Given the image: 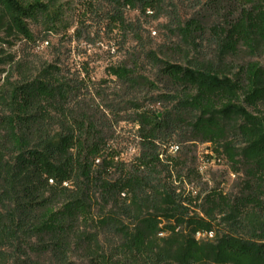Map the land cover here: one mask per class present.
I'll use <instances>...</instances> for the list:
<instances>
[{
    "label": "trees",
    "instance_id": "trees-1",
    "mask_svg": "<svg viewBox=\"0 0 264 264\" xmlns=\"http://www.w3.org/2000/svg\"><path fill=\"white\" fill-rule=\"evenodd\" d=\"M197 5L0 0V264H264V0ZM160 19L176 41L147 49ZM31 24L68 51L18 59ZM205 145L235 193L204 181Z\"/></svg>",
    "mask_w": 264,
    "mask_h": 264
},
{
    "label": "rangeland",
    "instance_id": "rangeland-1",
    "mask_svg": "<svg viewBox=\"0 0 264 264\" xmlns=\"http://www.w3.org/2000/svg\"><path fill=\"white\" fill-rule=\"evenodd\" d=\"M58 5L71 4L73 7L76 6L79 0H57ZM104 1V0H103ZM173 3V9L178 14L181 21H185L192 17L195 12L199 11L197 4H205L211 0H170ZM105 5L106 2H102ZM138 14L131 12L128 14V18L131 20H136ZM70 28L67 32L68 35H72L75 29V23L73 20L68 18L66 22ZM170 27V20L160 19L158 21H153L150 24H144L143 29V40L146 44L147 49L157 50L161 45L167 44L170 40L176 41L175 38L171 36V32L168 30ZM33 35L36 38L35 44L27 45L24 41L17 42L12 48L11 53L17 55L18 59H28L38 66L43 63H48L54 61L56 57V50L59 48L63 49V52L68 51V43L62 42V35L64 32L51 33L46 35L45 29L42 25L31 24L30 26ZM63 46V47H62ZM73 47L76 46L75 43L72 44ZM6 49V48H5ZM106 49V48H105ZM90 53H95L91 50ZM66 57V54L64 55ZM63 57V58H64ZM122 55L111 58L109 55H103L102 60L97 63L95 76L99 79L105 76V68L110 62L120 61ZM260 65L264 68V56L256 59ZM260 109L264 112V106ZM126 129L130 128L124 126ZM135 151L133 149L129 150L124 158L129 159ZM198 167L200 169L201 175L204 181L211 182V186L220 185L224 191L229 193H235L238 189V185L242 176L238 177L233 169L227 164L222 156L215 155L211 152V147L209 145L199 146L198 148Z\"/></svg>",
    "mask_w": 264,
    "mask_h": 264
}]
</instances>
